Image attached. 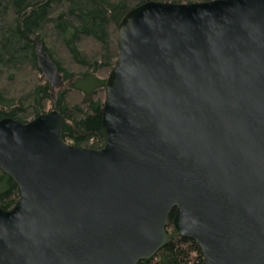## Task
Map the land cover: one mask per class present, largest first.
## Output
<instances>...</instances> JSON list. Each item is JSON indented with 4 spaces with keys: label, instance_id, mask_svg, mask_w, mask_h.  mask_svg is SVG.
I'll list each match as a JSON object with an SVG mask.
<instances>
[{
    "label": "water",
    "instance_id": "obj_1",
    "mask_svg": "<svg viewBox=\"0 0 264 264\" xmlns=\"http://www.w3.org/2000/svg\"><path fill=\"white\" fill-rule=\"evenodd\" d=\"M53 109L0 119V264H138L173 225L201 264H264V0L147 2L119 24L103 149L63 138V78L35 39Z\"/></svg>",
    "mask_w": 264,
    "mask_h": 264
},
{
    "label": "trees",
    "instance_id": "obj_2",
    "mask_svg": "<svg viewBox=\"0 0 264 264\" xmlns=\"http://www.w3.org/2000/svg\"><path fill=\"white\" fill-rule=\"evenodd\" d=\"M173 4L213 0H0V119L29 123L53 109L49 80L40 68L35 39L56 65L63 87L56 90L65 117L63 138L78 147L103 149L102 124L106 82L119 52V24L147 2ZM21 192L0 168V207L9 211ZM167 225L171 242L153 258L138 264H201L199 244L180 237Z\"/></svg>",
    "mask_w": 264,
    "mask_h": 264
}]
</instances>
